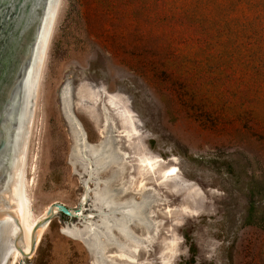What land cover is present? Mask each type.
I'll return each instance as SVG.
<instances>
[{
  "label": "rangeland",
  "instance_id": "obj_1",
  "mask_svg": "<svg viewBox=\"0 0 264 264\" xmlns=\"http://www.w3.org/2000/svg\"><path fill=\"white\" fill-rule=\"evenodd\" d=\"M26 187L33 216L78 214L6 264H264V0H62ZM103 192L137 216L107 220Z\"/></svg>",
  "mask_w": 264,
  "mask_h": 264
},
{
  "label": "water",
  "instance_id": "obj_2",
  "mask_svg": "<svg viewBox=\"0 0 264 264\" xmlns=\"http://www.w3.org/2000/svg\"><path fill=\"white\" fill-rule=\"evenodd\" d=\"M45 1L0 0V264L23 225L17 182L20 104ZM54 207L65 216L76 215L64 204L54 202L45 219L55 213Z\"/></svg>",
  "mask_w": 264,
  "mask_h": 264
},
{
  "label": "bare ground",
  "instance_id": "obj_3",
  "mask_svg": "<svg viewBox=\"0 0 264 264\" xmlns=\"http://www.w3.org/2000/svg\"><path fill=\"white\" fill-rule=\"evenodd\" d=\"M61 1L62 0L45 1V5L43 7L42 15H41L40 33L20 104L17 182H18V189L20 196L23 225L3 264H6L8 256L12 250L13 252L16 251L13 256L14 262H16L17 258L23 254L20 251V249H22L25 252L27 251L30 252L34 239H37L43 227L45 226V223L42 225L40 224L35 225V224L36 222L38 223L42 218H45L49 206L43 211L40 217L37 216L38 217L37 218L36 216L32 215V211L30 207V198L26 187V161H27L29 142L34 126V119L36 116L42 72L44 69V64H45L50 40L52 37V32L54 30L55 23L57 21ZM73 132L75 139V150L78 153L84 152L86 148V139H85V134L79 124L75 123ZM90 155H91V159L94 160H96V158L99 159V163L97 165L96 163L95 165L93 164L94 166H97V168L102 167L107 161V159L110 157V153L107 151V149L101 146L92 147ZM90 162L92 161L90 160ZM147 164L149 165L150 161H148ZM174 168L175 167L172 166L166 171H169L168 173H172L174 171ZM88 171H89L88 173L90 174L91 171L90 170ZM98 202H100V207L102 209L105 208L107 210V212L105 213V216H107V220L109 221L111 220L110 213H119L120 222L125 226L127 225L128 221L131 220L132 217L137 216V210L139 209L138 204L136 202L115 201V199L112 198L108 194V192L101 193L99 195ZM54 211L56 212L55 207H54ZM100 211L102 212L101 209ZM76 212L74 213L78 214ZM14 262L12 264H14Z\"/></svg>",
  "mask_w": 264,
  "mask_h": 264
},
{
  "label": "trees",
  "instance_id": "obj_4",
  "mask_svg": "<svg viewBox=\"0 0 264 264\" xmlns=\"http://www.w3.org/2000/svg\"><path fill=\"white\" fill-rule=\"evenodd\" d=\"M253 211H254L253 210V205L250 202L249 207L247 208V213H246V215L244 217V222L246 224H252L253 223V224H257V225H262L261 224L262 222H260V221H263V218H261V219L255 218ZM62 215H64V214H62Z\"/></svg>",
  "mask_w": 264,
  "mask_h": 264
}]
</instances>
